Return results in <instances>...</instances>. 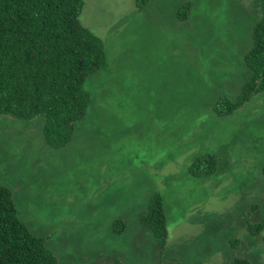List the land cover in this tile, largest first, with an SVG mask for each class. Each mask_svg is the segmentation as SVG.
Masks as SVG:
<instances>
[{"label": "rangeland", "instance_id": "rangeland-1", "mask_svg": "<svg viewBox=\"0 0 264 264\" xmlns=\"http://www.w3.org/2000/svg\"><path fill=\"white\" fill-rule=\"evenodd\" d=\"M257 2L84 0L80 22L102 40L107 66L86 81L92 105L71 142L52 149L41 118L0 115V185L33 233L50 235L59 264H264V242L244 219L264 216L253 207L264 188V92L229 116L214 113L247 80ZM186 4L189 20L179 22ZM207 155L215 174L190 175ZM156 194L163 255L141 223Z\"/></svg>", "mask_w": 264, "mask_h": 264}, {"label": "trees", "instance_id": "trees-1", "mask_svg": "<svg viewBox=\"0 0 264 264\" xmlns=\"http://www.w3.org/2000/svg\"><path fill=\"white\" fill-rule=\"evenodd\" d=\"M147 1L137 0V4L143 7ZM257 5L260 17L244 55L247 80L235 100L221 98L214 104L217 117L229 116L253 95L264 92V0ZM83 7L84 0H0V115L24 121L41 118L43 140L55 150L71 142L77 124L88 115L92 96L86 81L107 66L102 40L80 22ZM189 10L186 4L177 11L179 22L189 20ZM210 160L214 156L197 157L188 173L196 178L215 174V161ZM13 195L0 185V264H59L46 245L50 235L33 233ZM261 201L254 209L264 208V188ZM244 219L249 237L264 242V216L255 223ZM141 223L153 235L161 255L165 254L168 229L160 194L150 200ZM116 225L114 233L125 231L126 224L121 229ZM240 243L237 238L230 246L237 249ZM165 262L180 264L175 258ZM229 264L251 263L236 256Z\"/></svg>", "mask_w": 264, "mask_h": 264}]
</instances>
